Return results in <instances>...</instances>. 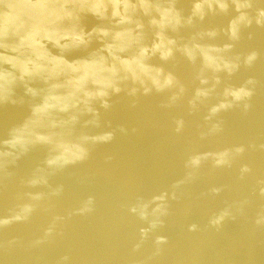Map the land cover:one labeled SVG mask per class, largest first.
Returning <instances> with one entry per match:
<instances>
[{"label":"water","instance_id":"obj_1","mask_svg":"<svg viewBox=\"0 0 264 264\" xmlns=\"http://www.w3.org/2000/svg\"><path fill=\"white\" fill-rule=\"evenodd\" d=\"M0 264H264V0H0Z\"/></svg>","mask_w":264,"mask_h":264}]
</instances>
